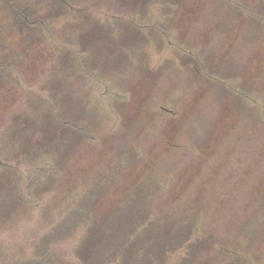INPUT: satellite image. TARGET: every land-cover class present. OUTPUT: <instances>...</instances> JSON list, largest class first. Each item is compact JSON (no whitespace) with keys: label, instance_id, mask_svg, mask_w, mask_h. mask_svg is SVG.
Returning <instances> with one entry per match:
<instances>
[{"label":"rangeland","instance_id":"obj_1","mask_svg":"<svg viewBox=\"0 0 264 264\" xmlns=\"http://www.w3.org/2000/svg\"><path fill=\"white\" fill-rule=\"evenodd\" d=\"M174 2L126 0L118 16L88 0L74 20L28 35L8 30L0 9V62L27 43L25 57L13 48L0 66V162L19 171L23 192L3 202L0 189V207L10 202L0 264H87L93 223L108 239L104 257L120 264L128 241L105 217L149 184L150 219L196 221L206 248L195 264L243 249L264 264V0ZM85 16L94 30L79 25ZM67 110L88 136L47 152L39 121ZM89 190L99 195L88 215L73 216Z\"/></svg>","mask_w":264,"mask_h":264},{"label":"trees","instance_id":"obj_2","mask_svg":"<svg viewBox=\"0 0 264 264\" xmlns=\"http://www.w3.org/2000/svg\"><path fill=\"white\" fill-rule=\"evenodd\" d=\"M88 0H0V9L10 17L6 21L5 27L10 31H15L19 34L28 35L40 25H46L50 20L67 19L74 20L75 13H84L85 9L89 6L85 5ZM126 0H97V2H106L107 6L113 8L112 12L120 16L124 9V3ZM136 4L142 1L151 3L152 1L158 2L159 4L168 5L171 0H128ZM173 1V0H172ZM174 4L177 3L174 0ZM85 2V3H84ZM79 3H84L78 5ZM92 21V22H91ZM73 23V22H69ZM76 23L72 24V27H77ZM94 24V25H93ZM67 25V24H66ZM79 25L83 26L84 30H94V20L87 18L79 19ZM69 26H71L69 24ZM100 30H108L107 28H100ZM14 37V36H11ZM25 38L19 39L17 46L20 55L25 57L27 43ZM6 51L2 56L0 66L4 65L3 60L7 57L6 54L13 55L14 49ZM121 49V48H120ZM20 58V59H22ZM12 62V60H11ZM4 84L0 81V86ZM48 116H43L39 121V126L43 124L42 130L44 131V141L42 148H45L47 152L54 153L59 150V143H65L70 140L71 135H79L80 137L88 136V132L84 130V126L76 125L78 120L76 116L70 110L62 113V117L48 113ZM80 119V118H79ZM81 120V119H80ZM78 126V128L76 127ZM72 135V136H73ZM36 151H39L38 149ZM30 152V150H28ZM10 173H13L11 178ZM19 171L14 168H4L0 162V189L4 191V198L1 201L11 199L12 192L18 191V195L15 198L21 199L23 192L18 187L17 182L19 180ZM155 186L143 185L137 188H132L127 194L122 196L115 210L112 211L108 216L105 217L104 224L106 228L112 232L115 227L116 232H113L114 236H121L126 238L128 241L127 248L125 250L128 253L118 251L120 253V264H195L194 257L198 253L197 250L206 248V243L203 238H199L196 235L197 223L194 219L190 218L189 215H184L178 219H170L166 215L161 217L150 219L149 207H150V196ZM13 190V191H12ZM21 191V192H20ZM99 194L89 190L88 194L79 203V210H73V216L79 215L81 218L83 213L88 215L89 205H93ZM1 197V196H0ZM94 198L93 202L92 199ZM7 203V202H6ZM92 203V204H91ZM12 204V201H11ZM0 207L8 214V205ZM87 206V209L85 207ZM83 210V211H82ZM121 220V226L119 227L116 223ZM128 222H125L126 220ZM172 220V221H171ZM1 221V218H0ZM115 221V223H111ZM126 223V225H125ZM115 226V227H114ZM261 226V224H260ZM259 226V227H260ZM94 230L98 233L97 237L94 238L91 235L87 237V241L84 244L88 247L87 264H110L109 257H104L103 249H107L106 237H102L101 232L95 228ZM260 228L255 230L258 232ZM109 232V231H108ZM93 233V232H92ZM135 233L134 238L131 240V234ZM94 234V233H93ZM101 234V235H100ZM95 235V234H94ZM96 237V236H95ZM194 246L196 250L194 251ZM102 249L101 252H95V249ZM114 251V250H113ZM241 253H234V255H228L227 259L222 264H253L248 256L244 254L245 249L241 250ZM243 253V254H242ZM115 259V253L112 255ZM177 256V259L169 261L172 257ZM115 257V258H114ZM44 261V260H43ZM39 263V262H38Z\"/></svg>","mask_w":264,"mask_h":264}]
</instances>
